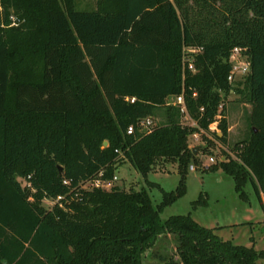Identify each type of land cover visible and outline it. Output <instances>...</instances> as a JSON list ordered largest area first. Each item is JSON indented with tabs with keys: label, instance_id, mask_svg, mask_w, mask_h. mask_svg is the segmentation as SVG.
<instances>
[{
	"label": "trees",
	"instance_id": "trees-1",
	"mask_svg": "<svg viewBox=\"0 0 264 264\" xmlns=\"http://www.w3.org/2000/svg\"><path fill=\"white\" fill-rule=\"evenodd\" d=\"M235 48L250 72L232 84ZM232 91L250 105L249 129L235 157L207 169L222 167L243 199L251 181L264 208V0H95L92 11L75 0H0V264H145L170 234L177 253L160 264H261L264 249L191 214L160 217L199 162L190 135L228 145ZM181 93L196 125L168 104ZM147 117L151 131L140 127ZM121 156L146 177L158 160L177 162L179 185L156 207L146 188L83 187L101 171L113 178ZM47 198L60 199L47 209ZM207 203L202 193L193 206Z\"/></svg>",
	"mask_w": 264,
	"mask_h": 264
},
{
	"label": "rangeland",
	"instance_id": "rangeland-1",
	"mask_svg": "<svg viewBox=\"0 0 264 264\" xmlns=\"http://www.w3.org/2000/svg\"><path fill=\"white\" fill-rule=\"evenodd\" d=\"M76 9L92 11L95 9V0H75ZM12 26H17V19L11 16ZM250 105L240 101L239 95L232 91L225 100L224 115L229 123L228 145H223L212 134H201L198 138L193 134L189 137L191 147L199 146L197 157L199 162L192 163L188 168L185 193L175 202L166 206L160 213L162 220L176 214H191L200 224L213 228L225 240L247 246L254 245L256 249H264V208L251 183L245 186L247 199H243L236 190V183L232 176L226 174L222 167L209 170L207 167L227 159V153L235 157L232 151L234 143L246 136L249 126L247 109ZM185 124H192L189 118H182ZM221 134V133H220ZM212 141L211 143L209 142ZM208 146V150H204ZM214 157L215 162L210 158ZM194 165L195 169H191ZM115 175L118 177L114 185L127 191L146 188L152 198L154 206L163 200V190L172 191L179 185L180 174L177 162L158 160L152 170L144 176L132 162L121 156L116 164ZM150 182H154L151 185ZM87 188H91L86 184ZM207 194L206 205L193 206V202L200 195ZM264 198V197H263ZM58 199H44L47 209L53 208ZM176 235L161 236L157 243L145 253V264H160L161 257L167 258L176 255ZM264 264V260H261Z\"/></svg>",
	"mask_w": 264,
	"mask_h": 264
},
{
	"label": "built area",
	"instance_id": "built-area-1",
	"mask_svg": "<svg viewBox=\"0 0 264 264\" xmlns=\"http://www.w3.org/2000/svg\"><path fill=\"white\" fill-rule=\"evenodd\" d=\"M188 52L189 53H197L198 50L188 49ZM230 64L232 66V69H231V73L229 74L228 79H229V82L232 84L235 83L237 80L244 78L250 72V62H249L247 56L239 48H235L232 51V54L230 56ZM188 67H189V70L195 71L193 64L190 63ZM194 94L196 95V93H194ZM127 99L131 100L132 102L135 101V97L127 98ZM168 104H174V105L180 106L183 117L189 118L192 120V124H190V125H196V122L189 115V112H188V109H187V106L185 103L184 93L171 96L168 99ZM220 109H223V105H220ZM220 118H221V115H218L217 120L211 124L210 128L212 130H217V124H218ZM154 125H155V121L152 117H147V118L140 121V127L142 130H145V131H151L152 128L154 127ZM134 131H135V126L130 125L128 127V130H127L128 134H132V133H134ZM199 134L200 133H194L193 136L198 138ZM210 161L215 162L214 157H211ZM191 169H195V166L192 165ZM117 179H118V177L116 175H114V177L111 179H105V178H103V171H101L91 181L84 183L83 187L86 186V184L90 183V186H92V187H102L105 189H111L114 186V181ZM65 183H67V181H65ZM85 188H87V187H85Z\"/></svg>",
	"mask_w": 264,
	"mask_h": 264
},
{
	"label": "water",
	"instance_id": "water-1",
	"mask_svg": "<svg viewBox=\"0 0 264 264\" xmlns=\"http://www.w3.org/2000/svg\"><path fill=\"white\" fill-rule=\"evenodd\" d=\"M105 145H108V141L104 142ZM199 146L193 147V152L196 154ZM60 171H62L63 167L59 166Z\"/></svg>",
	"mask_w": 264,
	"mask_h": 264
}]
</instances>
